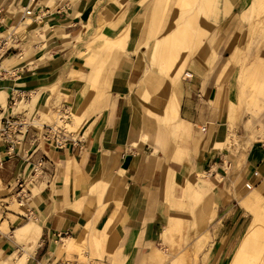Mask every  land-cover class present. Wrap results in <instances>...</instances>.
Listing matches in <instances>:
<instances>
[{"label":"crops","instance_id":"obj_1","mask_svg":"<svg viewBox=\"0 0 264 264\" xmlns=\"http://www.w3.org/2000/svg\"><path fill=\"white\" fill-rule=\"evenodd\" d=\"M251 3L220 0L212 20L228 26ZM156 5L0 0V35L14 28L20 41L1 62L14 75L0 79V127L9 117L67 106L80 140L57 148L32 135L0 134L1 262L15 263L27 250L24 264H176L187 253L198 264H228L233 257L251 223L244 202L264 192V109L239 105L236 67L224 70L229 50L214 60L198 47L177 83L163 75L155 43L175 18L170 11L156 21ZM88 28L126 34L125 49L101 65L103 41L91 43ZM220 33L232 36L228 28ZM172 98L176 120L167 114ZM41 158L46 167L33 178ZM19 179L29 190L23 204ZM172 218L187 229L174 254L166 240Z\"/></svg>","mask_w":264,"mask_h":264},{"label":"rangeland","instance_id":"obj_2","mask_svg":"<svg viewBox=\"0 0 264 264\" xmlns=\"http://www.w3.org/2000/svg\"><path fill=\"white\" fill-rule=\"evenodd\" d=\"M169 2L170 0H157L156 5V21L163 19L164 23V20L167 18L166 16L170 14V11L171 13H174L173 18H175L174 22L171 24L172 27H170V31L167 32L161 39H163L168 33H171L173 29L176 28L177 31V36L174 42L163 53V55L166 53L164 57L161 56V53L159 52L157 54V58L161 56L162 59H160L164 63V68L161 64L162 70H160V72L163 75L166 74L168 76L167 77L165 75L167 78L170 77L173 79V81L178 82L185 71L186 63L192 56L195 55V51L198 47L210 49L214 60L225 57L227 55V50H229L230 56L228 59H226L227 62L224 65V70L230 66L236 67V73H238L237 79L240 86L239 105L241 107L245 106L252 113H257L258 111L263 110L264 74L261 76L258 74V72H254L257 68H261V71L264 73V68L259 64L260 62L264 63V0H252L251 5L245 10L248 17L243 20L241 14L244 11L241 13H236L234 14L233 19L229 22L228 26H225L226 22H224V24L223 22L212 20L213 17H217L219 12H221L220 0H175L173 2L174 4L171 5H169ZM188 22H191L192 25L184 34L185 31L182 30V28H184V25H186ZM224 28L232 30V36L228 38V41L226 38H223L220 33V31ZM90 33L92 35L91 43H95L98 40L103 41L101 49L103 50L104 56L101 65L108 64V59H110L116 51L125 49L126 47V34L113 37L101 33L100 30L95 31L91 28H88L86 34ZM100 34L101 36L98 37L97 35ZM102 34L109 39H117L120 37L121 44L117 45V43H107L108 40L105 41L106 39L104 36H102ZM230 45H234V47L231 48ZM90 60L94 61L95 57H90ZM180 60L181 63L176 66L177 62ZM101 71L102 70L100 67L96 74H94V79L96 81L100 79ZM168 71L171 75L168 74ZM186 74L190 75L189 72H186ZM253 102L255 103L253 104ZM69 111V121H62L68 130L74 132L66 124L72 123L71 116L74 110L69 109ZM57 117L56 111L52 115H46V113H43L42 121L52 123L57 121ZM169 119L176 120V117L172 114ZM58 123L61 124V121ZM188 189H193V187H189ZM250 198L253 200L252 203H254V201L256 202V205L251 204L253 209L260 211V213H263L264 215V192L261 193L260 196L257 192H254ZM256 207H261V209ZM248 212L251 215L250 218L252 222L254 219V214L249 210ZM171 222H174V233L172 234L171 238L166 239L168 240L167 252L174 254L176 251H178V249L181 248V244L184 242V233L187 229L183 220H175L172 218L170 220V223ZM200 240H202V243L200 244L199 248L204 249L208 242V238L203 236ZM26 252H28V250ZM186 252L189 251L186 250ZM187 254L189 255V253ZM187 254H180L178 259L183 261V264H198V260L192 261L190 259H186V257L188 258ZM253 259L255 260V258ZM7 264H14V262L7 261ZM203 264H206V261H204Z\"/></svg>","mask_w":264,"mask_h":264},{"label":"built area","instance_id":"obj_3","mask_svg":"<svg viewBox=\"0 0 264 264\" xmlns=\"http://www.w3.org/2000/svg\"><path fill=\"white\" fill-rule=\"evenodd\" d=\"M35 1V0H31ZM32 14V10L27 8L22 17L23 23L26 22V16ZM18 32L14 28L6 34L0 35V79L5 76H13L11 70L3 68L1 62L3 58L10 52L18 49L19 47ZM15 103V100H13ZM57 121L43 122L40 114L31 116L28 119L9 117L5 120L4 124L0 127V134L3 137L12 138V141L20 140L17 135H32L33 139L44 140L50 142L57 148H63L71 142L80 141L73 136L74 132L67 129L62 120L68 122L70 119V111L67 106H62L56 109ZM61 121V124L58 122ZM15 136V137H14ZM46 159L41 158L34 165L32 170V177L40 175L46 167ZM16 194L19 203L23 204L24 200L28 199L29 190L25 180L19 179L16 183ZM69 264V263H65Z\"/></svg>","mask_w":264,"mask_h":264},{"label":"bare ground","instance_id":"obj_4","mask_svg":"<svg viewBox=\"0 0 264 264\" xmlns=\"http://www.w3.org/2000/svg\"><path fill=\"white\" fill-rule=\"evenodd\" d=\"M163 5V4H162ZM242 19H246L248 16L246 15V11H244L242 14ZM192 25L191 22H188L186 25H184V28H182V30H184V34L188 31L189 27ZM172 27V26H171ZM174 28V27H173ZM180 31V30H179ZM176 28L172 30L171 33H168L163 39H159L158 41H156L157 43L155 44V58L160 61H162V57H164L163 53L172 45V43L174 42L175 38H176ZM98 37L101 36L97 35ZM104 36V35H102ZM105 37V36H104ZM98 39V38H96ZM100 39V38H99ZM105 41L110 42V43H117V45L121 44V38H117V39H109L105 37ZM106 44V43H105ZM114 44V45H115ZM110 47V46H109ZM161 53L160 57L157 58V54ZM161 58V59H160ZM163 62V61H162ZM256 69V67H255ZM264 70V69H263ZM166 72V69H165ZM169 72V71H168ZM252 72V71H251ZM254 72V71H253ZM259 75H263V71H261V68H257L255 70L254 73H257ZM253 73V74H254ZM170 74V72L168 73ZM250 74V75H253ZM171 75V74H170ZM173 80V79H171ZM177 83V82H176ZM176 85V84H175ZM176 87V86H175ZM174 87V88H175ZM177 90V89H176ZM178 94V93H177ZM256 96V95H255ZM176 97V96H175ZM179 97V96H178ZM257 98V97H256ZM256 100V99H255ZM259 102V101H257ZM255 102H253L254 104ZM178 107V102L175 100V98H172L170 104H169V113L168 114V118L173 114L176 117V110ZM178 113V112H177ZM72 117V116H71ZM76 120L78 121L77 116L75 117ZM82 118V117H81ZM80 120V119H79ZM82 120V119H81ZM80 120V121H81ZM64 121V120H63ZM62 121V122H63ZM80 123V122H79ZM67 126L70 127V124L66 123ZM72 128V127H70ZM77 129V128H76ZM256 193V192H255ZM260 196V194H259ZM248 199V198H247ZM261 199V197H260ZM252 199L249 198L246 202H244V207L253 212L254 214V219L252 220V222L250 223L247 231L244 232V235L233 255V257L231 258V260L229 261L228 264H264V215L263 213L261 214L260 211L253 209V207L251 206V204H255L256 202L254 201V203H252ZM263 201V200H262ZM261 201V202H262ZM243 203V202H242ZM258 205V204H257ZM259 206H263V205H259ZM259 208V207H256ZM261 209V207L259 208ZM264 210V209H263ZM263 212V211H262ZM252 214V215H253ZM174 223V222H173ZM172 223V224H173ZM171 224V225H172ZM168 228V233L171 235L174 233V227L171 226ZM181 225V224H180ZM248 225V224H247ZM29 228L30 226L33 227L34 226V222H31L30 225H28ZM27 227V226H26ZM35 228V227H34ZM23 229V228H22ZM25 230V229H24ZM33 230V229H32ZM37 230V229H36ZM35 237V236H34ZM38 238V237H37ZM66 240V239H65ZM170 240V239H169ZM69 242H75V240H69ZM33 244V243H32ZM28 247V246H27ZM29 255V252H27L26 255H24L23 257H21L20 259L17 260V262H15L14 264H24L26 262V259ZM255 258V260L253 259ZM178 259V258H177ZM253 259V260H251ZM172 261V260H171ZM176 261V259H175ZM176 264H183V262H175ZM0 264H7L6 261L5 262H1Z\"/></svg>","mask_w":264,"mask_h":264}]
</instances>
